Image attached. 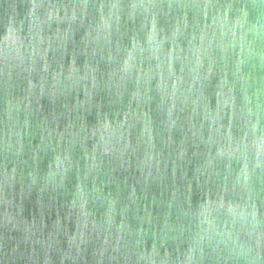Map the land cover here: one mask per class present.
Wrapping results in <instances>:
<instances>
[{
    "label": "water",
    "instance_id": "obj_1",
    "mask_svg": "<svg viewBox=\"0 0 264 264\" xmlns=\"http://www.w3.org/2000/svg\"><path fill=\"white\" fill-rule=\"evenodd\" d=\"M0 264H264V0H0Z\"/></svg>",
    "mask_w": 264,
    "mask_h": 264
}]
</instances>
